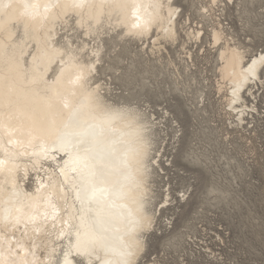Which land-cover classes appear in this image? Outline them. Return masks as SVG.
Returning <instances> with one entry per match:
<instances>
[{"label":"bare ground","instance_id":"obj_1","mask_svg":"<svg viewBox=\"0 0 264 264\" xmlns=\"http://www.w3.org/2000/svg\"><path fill=\"white\" fill-rule=\"evenodd\" d=\"M177 12L174 0H0V264H137L153 221L147 134L93 82L102 44L91 58L73 37L174 39ZM221 56L233 104L264 55Z\"/></svg>","mask_w":264,"mask_h":264},{"label":"rangeland","instance_id":"obj_2","mask_svg":"<svg viewBox=\"0 0 264 264\" xmlns=\"http://www.w3.org/2000/svg\"><path fill=\"white\" fill-rule=\"evenodd\" d=\"M174 5V39L120 36L122 29H105L101 43L82 30L73 37L89 44L91 58L102 44L93 82L147 134L153 221L137 264H264V62L232 104L220 58L236 49L246 62L264 55V0ZM60 158L46 164L56 171ZM36 180L32 173L27 187Z\"/></svg>","mask_w":264,"mask_h":264},{"label":"snow or ice","instance_id":"obj_3","mask_svg":"<svg viewBox=\"0 0 264 264\" xmlns=\"http://www.w3.org/2000/svg\"><path fill=\"white\" fill-rule=\"evenodd\" d=\"M74 264H85V261L82 258L74 257Z\"/></svg>","mask_w":264,"mask_h":264}]
</instances>
